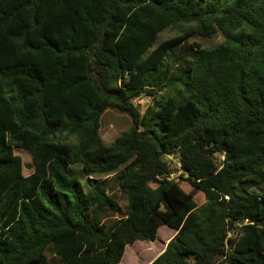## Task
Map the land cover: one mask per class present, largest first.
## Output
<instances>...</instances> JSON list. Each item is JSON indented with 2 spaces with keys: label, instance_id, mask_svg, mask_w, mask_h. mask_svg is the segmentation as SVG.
Segmentation results:
<instances>
[{
  "label": "trees",
  "instance_id": "trees-1",
  "mask_svg": "<svg viewBox=\"0 0 264 264\" xmlns=\"http://www.w3.org/2000/svg\"><path fill=\"white\" fill-rule=\"evenodd\" d=\"M163 226L151 264H264V0H0V264H120Z\"/></svg>",
  "mask_w": 264,
  "mask_h": 264
},
{
  "label": "rangeland",
  "instance_id": "rangeland-1",
  "mask_svg": "<svg viewBox=\"0 0 264 264\" xmlns=\"http://www.w3.org/2000/svg\"><path fill=\"white\" fill-rule=\"evenodd\" d=\"M176 27L177 28L174 27L175 29H168L167 31L160 34L157 44L183 35L184 30L188 26L179 24ZM222 41V37L220 36H216L212 40H204L198 37H192L188 40V44L200 43L203 47H209L220 44ZM165 62H167V59H165ZM169 93L170 91L168 90L167 94ZM134 102L139 107L142 113L146 111L148 106L153 104V100L142 94H140L139 97L134 100ZM101 124L100 137L103 143L106 146H109L118 137L122 136L129 130V128L132 126V119L128 115L121 113L118 109L111 108L107 110L102 116ZM15 153L22 157L23 162L26 166L32 165V158L27 152L17 150ZM168 161L175 173L172 178H176L178 181H180L182 188L186 192H191L193 190L192 186L188 182L184 180L182 181L179 178L181 175V171L178 160L175 158H168ZM31 172L32 171L28 167L24 168L25 175H29ZM102 181L107 182V184L110 186V193L117 197L119 205L124 211L126 209L127 199L119 190L118 185L115 181V176L112 175L106 178H102ZM196 201L199 205L205 202L204 194L198 193L196 195ZM175 235L176 233L170 228L166 226L161 227L159 229L158 236L155 242L148 243L137 241L132 246H127L125 255L120 264H151L165 251L168 243L175 237Z\"/></svg>",
  "mask_w": 264,
  "mask_h": 264
}]
</instances>
